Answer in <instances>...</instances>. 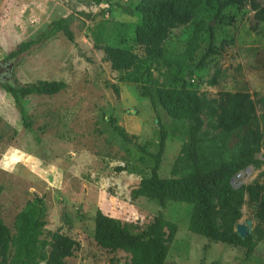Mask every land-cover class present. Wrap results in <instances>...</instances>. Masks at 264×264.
<instances>
[{"label": "rangeland", "instance_id": "obj_1", "mask_svg": "<svg viewBox=\"0 0 264 264\" xmlns=\"http://www.w3.org/2000/svg\"><path fill=\"white\" fill-rule=\"evenodd\" d=\"M138 2L108 0L94 6L89 0H0V64L11 67V73L0 78V82L19 86L37 81L66 84L56 95L25 99L32 122L29 131L23 127L10 95L0 89L1 218L15 236L19 214L28 204L41 201L45 221L40 237L42 252L49 251L53 233L80 244L73 256L65 259L67 264H109L111 259L117 260L115 264L145 262L149 237L130 240L114 254L96 245L93 217L97 210L124 220L134 231H149L155 224L153 218L160 216L156 234L172 232L177 237L165 264H264V237H256L254 253L245 260L241 249L212 243L189 232L191 205L168 202L160 208L147 198L131 197L154 166L151 154L159 149V123L166 131L160 176L193 173L188 163L191 124L177 122L164 112L157 101L158 86L180 88L184 84L217 102L224 94H246L252 102L254 126L261 128L264 22L255 20L248 4L241 9L229 7L220 17L204 7L188 25L172 31L165 43L166 61L151 69L157 85L145 80L119 81L103 51L94 49V36L101 34L102 44L107 42L141 55L142 51L132 42L137 22L133 11ZM256 2L264 5V0ZM58 20L67 21L73 42L57 33L27 53L6 60L18 44L35 39ZM209 27L215 42L210 51ZM213 78L216 85H210ZM114 85L118 95L112 89ZM143 87L151 92L154 105L141 96ZM209 111L203 110V130L216 133L207 122ZM113 125H118L128 139L121 138ZM243 130L228 138L230 151ZM198 148L206 171L229 158L228 152L214 141L202 142ZM256 159L260 165L243 170L245 173L233 183L234 188L264 182V148ZM119 167L127 171L120 172ZM255 210L256 204L246 194L237 224L251 220L253 229L257 224ZM261 227L264 229V225Z\"/></svg>", "mask_w": 264, "mask_h": 264}, {"label": "trees", "instance_id": "obj_2", "mask_svg": "<svg viewBox=\"0 0 264 264\" xmlns=\"http://www.w3.org/2000/svg\"><path fill=\"white\" fill-rule=\"evenodd\" d=\"M108 0H89V4L100 6ZM246 4L254 12L257 22H264V5L256 0H139L133 15L137 22L133 29L132 42L142 54H136L130 49L115 47L105 42L103 37L94 36V49L104 53L105 60L110 63L112 71L119 75V81L139 83L145 80L150 84H158L152 77L151 69L166 61L165 43L173 30L188 25L206 7L214 11L215 17H220L224 10L236 6L243 8ZM57 33H61L68 41H74L73 32L67 21L51 22L38 37L18 44L6 57L13 60L27 53L32 47L44 43ZM214 33L209 27V51L214 45ZM208 52L205 56H208ZM213 78L210 85H216ZM66 84L61 81H37L26 85H16L13 82H0V89L13 100L22 125L31 130L32 122L25 108V99L37 95L53 96L63 91ZM116 95L117 86H112ZM157 101L164 112L180 123L190 122L188 163L193 168L191 175L162 178L159 174L161 158L166 145V131L159 123V149L151 154L155 163L149 176L140 180L137 189L131 192V197L147 198L164 208L168 202L191 205V215L188 222L189 232L202 236L210 242L233 246L243 251L247 260L254 253L255 239L264 237V182L247 187L234 188L233 177L250 166H259L256 154L264 148V117L261 128L254 126L252 102L248 95L242 93L224 94L218 102L208 100L203 94L186 87H157ZM141 96L149 98L152 105L155 100L147 87H143ZM216 104V105H215ZM208 108L207 122L216 133L204 132L205 119L203 110ZM187 119V121H184ZM253 125V127H251ZM121 138L127 140L125 132L113 125ZM245 128V130H243ZM240 135L233 151L227 146V140L233 133ZM214 141L228 152L229 158L221 165L206 171L201 163L198 145L202 142ZM118 171H127L119 167ZM256 204L254 219L257 224L245 239H241L234 228L241 219V208L244 197ZM37 204H28L19 214L16 235L13 236L1 218L0 209V264H67L65 259L73 256L80 244L64 235L53 233L48 242L49 251L42 252L40 237L45 227L44 210ZM149 230L136 229L131 224L119 218H113L97 210L94 217L93 239L96 245L108 253L114 254L124 248L130 240H140L149 237L150 245L143 264H165L174 233L156 234L157 221ZM133 234L132 237L130 235ZM12 248L15 252L12 253ZM111 259L109 264H115ZM135 264V263H134Z\"/></svg>", "mask_w": 264, "mask_h": 264}, {"label": "water", "instance_id": "obj_3", "mask_svg": "<svg viewBox=\"0 0 264 264\" xmlns=\"http://www.w3.org/2000/svg\"><path fill=\"white\" fill-rule=\"evenodd\" d=\"M3 73L10 74L11 73V67L10 66H2L0 64V75ZM234 231L236 232V234L241 239H245L246 236L252 232V221L247 220L245 224H237L234 228Z\"/></svg>", "mask_w": 264, "mask_h": 264}, {"label": "built area", "instance_id": "obj_4", "mask_svg": "<svg viewBox=\"0 0 264 264\" xmlns=\"http://www.w3.org/2000/svg\"><path fill=\"white\" fill-rule=\"evenodd\" d=\"M245 170L248 171L247 169H245ZM245 170H244V171H245ZM244 171H240L239 173H237V174L233 177V179H232V181H231L232 185H233V183H234L237 179H240V178L242 177ZM244 173H245V172H244Z\"/></svg>", "mask_w": 264, "mask_h": 264}, {"label": "crops", "instance_id": "obj_5", "mask_svg": "<svg viewBox=\"0 0 264 264\" xmlns=\"http://www.w3.org/2000/svg\"><path fill=\"white\" fill-rule=\"evenodd\" d=\"M191 213V212H190ZM191 215V214H190ZM189 222V221H188ZM162 234V233H161ZM175 239V240H174ZM174 239H173V241H174V243H175V241H176V239H177V237H176V235H174ZM212 243H214V242H212ZM221 244V243H220ZM173 245V242H172V244H171V246ZM171 246H170V249H171ZM183 248L185 249V245L183 246ZM169 249V250H170ZM183 250V249H182ZM168 254H169V252H168Z\"/></svg>", "mask_w": 264, "mask_h": 264}, {"label": "flooded vegetation", "instance_id": "obj_6", "mask_svg": "<svg viewBox=\"0 0 264 264\" xmlns=\"http://www.w3.org/2000/svg\"><path fill=\"white\" fill-rule=\"evenodd\" d=\"M6 75H7L6 73H3V74L0 75V78L4 77Z\"/></svg>", "mask_w": 264, "mask_h": 264}]
</instances>
